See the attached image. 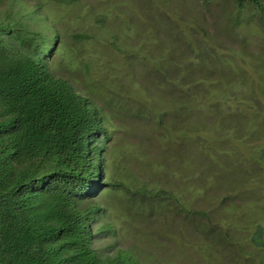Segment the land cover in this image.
Segmentation results:
<instances>
[{"label": "rangeland", "instance_id": "rangeland-1", "mask_svg": "<svg viewBox=\"0 0 264 264\" xmlns=\"http://www.w3.org/2000/svg\"><path fill=\"white\" fill-rule=\"evenodd\" d=\"M26 1L58 35L47 45L52 70L92 99L109 134L93 202L113 232L100 230L103 219L93 225L97 251L128 249L143 264H264V18L255 5Z\"/></svg>", "mask_w": 264, "mask_h": 264}, {"label": "trees", "instance_id": "trees-1", "mask_svg": "<svg viewBox=\"0 0 264 264\" xmlns=\"http://www.w3.org/2000/svg\"><path fill=\"white\" fill-rule=\"evenodd\" d=\"M56 39L39 3L0 0V264H143L94 247L99 220L113 232L93 202L109 134L92 99L52 70Z\"/></svg>", "mask_w": 264, "mask_h": 264}]
</instances>
